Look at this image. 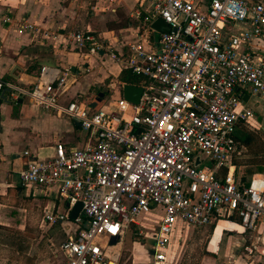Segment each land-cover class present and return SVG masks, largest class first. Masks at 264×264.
<instances>
[{
    "label": "built area",
    "instance_id": "obj_1",
    "mask_svg": "<svg viewBox=\"0 0 264 264\" xmlns=\"http://www.w3.org/2000/svg\"><path fill=\"white\" fill-rule=\"evenodd\" d=\"M147 3L141 21L154 31L151 41L136 39L115 49L76 28L65 42L86 55L102 51L121 71L137 76L138 103L121 94L95 107L81 95L63 101L73 75L69 67L41 66L30 85L0 80V94L6 88L14 100L29 97L87 132L83 145L58 141L48 157L24 150L18 171L22 186L53 189L66 204L62 212L45 209V221L77 225L59 244L63 264H118L117 243L154 208L161 215L149 237L148 264H170L168 248L183 227L226 218L257 239L264 232V177L242 184L232 163L243 146L236 128H252L251 119L264 110V49L252 48L264 38V0ZM157 17L168 31L151 28ZM22 31L39 33L28 22L19 25ZM77 201L81 211L71 219Z\"/></svg>",
    "mask_w": 264,
    "mask_h": 264
},
{
    "label": "crops",
    "instance_id": "obj_2",
    "mask_svg": "<svg viewBox=\"0 0 264 264\" xmlns=\"http://www.w3.org/2000/svg\"><path fill=\"white\" fill-rule=\"evenodd\" d=\"M147 7V0H0V80L30 85L35 81L41 66H55L61 69L69 67L73 71V75L68 80L67 91L61 97L63 101L81 95L86 103L91 102L101 89L111 92V96H118L121 94V85L124 83L118 78L121 71L118 65L102 51L98 55H86L72 49L65 43L66 34L69 30L76 28L87 29L115 49L136 39L145 43V40H153L155 33L145 29L141 16H137L135 11L144 13ZM24 22L33 24L39 33L18 32L19 25ZM44 33L50 37L42 39L41 35ZM252 48L264 49V38L253 41ZM90 58L94 61L93 65H89ZM94 69L97 70L92 73V76L86 79L81 78V74ZM106 78L109 81L103 84ZM79 79H82L81 83L78 82ZM77 83H79V87L74 89ZM93 89L96 91L95 95L92 98L88 97L87 94ZM25 99L31 98L12 99L6 88L0 94V218L5 216L12 218L13 214L25 212L28 208L39 209L43 213V223L48 224L45 243L52 247L57 244V252L60 254L58 264H63L65 256L60 251L59 244L67 238L69 230L71 233L74 232L77 225L73 222L64 230L59 221L52 223L45 221L43 218L45 209L62 212L65 210L66 204L53 189L22 186L18 176V171L25 159L22 155L24 150H29L34 157H44L37 156V148H24L21 151L17 149L14 151L15 154L3 149L4 143L11 145L10 137L20 132L23 124L22 114L25 108ZM107 99L109 98L107 97ZM103 100L102 97L100 102ZM251 100L248 104L250 102L252 104ZM38 109L42 115H50V117L60 120L64 126L58 137L50 141L49 146L52 148V154L53 146L58 141L63 142L66 146H81L86 142L87 132L80 127L77 121L65 115L45 112L39 107ZM253 126L259 130V134L255 133L256 130L252 128L240 126L236 128L237 138L240 140L244 133L253 131L264 146V110L259 111L256 124L253 123ZM241 158L238 154L232 158L236 174L240 178L243 175L245 181H248L252 176L264 177V164L245 165L235 162ZM248 167L256 169L244 173ZM159 218L153 226L145 227L140 223V215L138 224L131 225L126 230L122 240L116 245L119 251L118 264L126 262L120 261V253L124 237L128 232L135 238L145 240V247L149 255L145 262H133L131 257H127V260L134 264L149 263V237L156 229ZM10 227H12L10 223L0 220V231L9 230ZM8 232L6 237H9L10 243L16 244L12 245V256L21 257L19 260H14V263L18 261L17 264H51L48 253L38 258L37 253L30 251L28 242L32 235L29 234L27 239L24 238L27 232H31L27 223L17 230L18 233L16 231ZM181 247L183 250L185 249L184 257L181 256ZM168 250L170 264H264V244L256 238L254 233H244L239 223L233 219L221 218L204 227L187 226L177 229ZM204 256L205 261L202 259Z\"/></svg>",
    "mask_w": 264,
    "mask_h": 264
},
{
    "label": "rangeland",
    "instance_id": "obj_3",
    "mask_svg": "<svg viewBox=\"0 0 264 264\" xmlns=\"http://www.w3.org/2000/svg\"><path fill=\"white\" fill-rule=\"evenodd\" d=\"M91 58L90 61H88L89 65H93L94 62L93 60H91ZM102 67L104 66L102 65ZM96 70L97 69L87 70L85 73L81 74V78L82 79L89 78L90 76H92V73H95ZM82 79H79L78 82H80ZM106 81H109V79L106 78L103 84H105ZM76 87L77 88L79 87V83L76 84L74 89H76ZM80 88L82 89L81 85ZM101 91H103L104 93L103 101H105L107 97L108 98L112 97L111 92L106 90L104 91V89H101ZM95 92H96L95 89L90 90L87 96L92 98L95 95ZM249 104H251V102ZM24 105L25 108L22 114L23 124L20 128V132L11 136L10 137L11 145L8 144L6 145V143H4L3 149H5L6 151H12V154H15L14 151L17 149L21 151L24 148H30V149L37 148L38 157H46L51 155L52 148H50L49 146L50 141H53L55 138L58 137V135L60 134L59 133L60 130L64 129L63 124H61L60 120L50 117V115L47 114L42 115L36 104L31 99H25ZM63 118L66 119L65 117ZM251 120L252 123L256 124L255 119H251ZM252 129L256 130L255 133L259 131L254 126L252 127ZM80 132L82 133V130ZM259 133L260 132H258V134ZM245 150H246L245 147L242 146L240 153L238 154L239 158H241L242 155L245 154ZM255 169L256 168L248 167L244 170V173L252 172ZM42 214L43 213L40 212L39 209L28 208L25 212H17L13 214L11 216L12 218H10V216H5L3 218H0L1 221L8 222L10 223V225H12V227H10L9 230L0 231V264H17L18 261L14 263V260L21 259L20 256H17V258L12 256L13 254L12 245H16V244L10 243L9 237L6 236H8L9 233L8 231L17 232V230L23 227L24 223H27L31 230L30 233L27 232V234H25L24 236V238L27 239L26 238L27 235L29 234L32 235V237H30L28 242L30 246V251L37 253L38 258L48 253V255L50 256V263L52 264L54 262V264L56 263L58 264L60 260V254L57 252L58 251L57 244H54V247H52L50 244L49 246H47L45 243L46 241L45 235L46 232L48 231V227H47L48 224L43 223ZM159 216H160V209L159 208L152 209L149 212L141 215L140 223L145 227H151L158 220ZM71 223H73L71 220H65L61 222L64 230H66L68 226L71 225ZM184 250L183 247H181V253H182L181 256L183 257L186 255ZM120 254H121L120 261L121 262L126 261L125 264H134L131 263L130 260H127V257H131L133 262L138 263L142 261L145 262V260L149 255L145 247V240H142L140 238H135V236L130 234L129 232L124 237L123 246ZM202 259L205 261L206 259L205 256Z\"/></svg>",
    "mask_w": 264,
    "mask_h": 264
},
{
    "label": "trees",
    "instance_id": "obj_4",
    "mask_svg": "<svg viewBox=\"0 0 264 264\" xmlns=\"http://www.w3.org/2000/svg\"><path fill=\"white\" fill-rule=\"evenodd\" d=\"M140 14H141L140 16L143 15V13ZM118 78L121 82H126L136 85L140 83V79L137 76L130 74L126 70L120 71ZM239 141L245 147L246 150H245V154L242 155L243 160L239 159L236 160L235 162L245 165L264 164V146L262 144L263 142L253 131H248L247 133H244ZM247 182L248 181H245L244 176L241 175V183L246 184Z\"/></svg>",
    "mask_w": 264,
    "mask_h": 264
},
{
    "label": "water",
    "instance_id": "obj_5",
    "mask_svg": "<svg viewBox=\"0 0 264 264\" xmlns=\"http://www.w3.org/2000/svg\"><path fill=\"white\" fill-rule=\"evenodd\" d=\"M150 26L151 28L157 31H168L169 29L168 25L160 17L155 18ZM141 93H142V87L140 85L126 83V82H124L121 85L122 97L131 103L134 104L138 103ZM102 97H103V92L98 91L97 94L94 96V99L91 102H89V106L95 107L97 103L100 102ZM241 98L242 101L245 102L247 99V94H243ZM80 211H81V203L77 201L71 207L69 212V217L74 219L79 214ZM259 239L260 242L264 244V232L262 233Z\"/></svg>",
    "mask_w": 264,
    "mask_h": 264
},
{
    "label": "bare ground",
    "instance_id": "obj_6",
    "mask_svg": "<svg viewBox=\"0 0 264 264\" xmlns=\"http://www.w3.org/2000/svg\"><path fill=\"white\" fill-rule=\"evenodd\" d=\"M83 216V215H82Z\"/></svg>",
    "mask_w": 264,
    "mask_h": 264
}]
</instances>
